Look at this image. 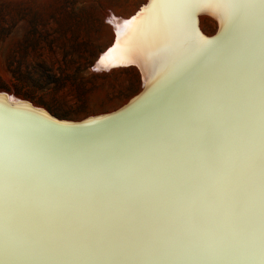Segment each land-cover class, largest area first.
Instances as JSON below:
<instances>
[{"label": "bare ground", "instance_id": "6f19581e", "mask_svg": "<svg viewBox=\"0 0 264 264\" xmlns=\"http://www.w3.org/2000/svg\"><path fill=\"white\" fill-rule=\"evenodd\" d=\"M148 1L98 62L156 84L113 125L2 112L0 264H264V0Z\"/></svg>", "mask_w": 264, "mask_h": 264}, {"label": "rangeland", "instance_id": "374dc122", "mask_svg": "<svg viewBox=\"0 0 264 264\" xmlns=\"http://www.w3.org/2000/svg\"><path fill=\"white\" fill-rule=\"evenodd\" d=\"M145 2L0 0V92L64 121L118 109L144 75L136 65L99 67L100 53ZM201 27L212 35L216 22L205 16Z\"/></svg>", "mask_w": 264, "mask_h": 264}, {"label": "water", "instance_id": "95a60500", "mask_svg": "<svg viewBox=\"0 0 264 264\" xmlns=\"http://www.w3.org/2000/svg\"><path fill=\"white\" fill-rule=\"evenodd\" d=\"M148 5H149V1L144 6H141L139 10H137L136 13L129 18V20L131 18H134L140 11L143 10V8L148 7ZM197 15H200V14L194 13L193 15V25L195 28V32L198 34L199 31H198L197 22H196ZM225 29L226 28L223 22L221 21L220 23L216 20V28L212 35L207 36V37L200 33H199L200 35L199 34L198 35L201 37V39H204V40L207 39L211 41L213 40L216 42L218 41V39H222V37H224ZM116 42H117V39L114 38V41L112 42V44L104 52L100 53V55H104L107 51L112 49ZM98 60L99 58L97 59V61ZM129 65L133 66L134 64H129ZM133 67H136V66H133ZM140 83H141V89L139 90V92L135 94L134 96H132L126 103L122 104V106H120L118 109L112 112L106 113V114L88 117L79 122L64 121V120L59 121L47 115L48 113H46L44 110L42 111L41 109L38 110L37 108H34L31 105V103L27 101H24V102L18 101L17 105H10L1 99H0V114H1L0 117L3 116L2 112L8 113L11 115L20 114L23 117H27V118L35 120L38 123V125H41L43 127L50 128V129H55L57 131H84L86 129L102 127L103 125H106L103 127H107V126L113 125V123H115L116 121L115 119H119L120 117L130 112L136 105H138L147 96L148 93H151L154 91V86L156 84H151L150 86L146 85L143 87L142 79H140ZM0 96L8 98L10 102H13V100H17V98H15L13 95L6 94L3 92H0ZM1 118L3 121L5 120L3 117ZM4 122L5 124H7L6 121ZM27 125L29 126V124ZM16 128H17V125H14L13 127L11 126L9 127V129H12V130H16ZM19 129L23 134H25L28 137L29 140L33 138V135L30 137L31 131H27L23 127H19Z\"/></svg>", "mask_w": 264, "mask_h": 264}, {"label": "snow or ice", "instance_id": "6c2138e0", "mask_svg": "<svg viewBox=\"0 0 264 264\" xmlns=\"http://www.w3.org/2000/svg\"><path fill=\"white\" fill-rule=\"evenodd\" d=\"M234 12H235V9H232L229 13V19L232 18V16L234 15ZM154 20L155 19H158V17H154L153 18ZM137 24V21L136 20H133L131 21L130 23H127L124 25V28L125 29H132L133 31H135V28L134 26ZM120 44L121 42L118 40L116 42V46L113 47L108 53L107 55H105L102 60L100 61L102 64H109V63H112V64H115L117 62H120V63H123V58L122 57H117V54L121 51V48H120Z\"/></svg>", "mask_w": 264, "mask_h": 264}]
</instances>
